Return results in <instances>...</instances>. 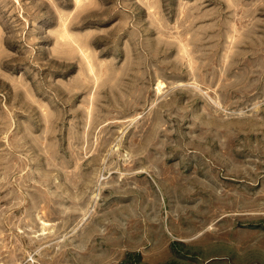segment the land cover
I'll return each mask as SVG.
<instances>
[{"label":"rangeland","instance_id":"obj_1","mask_svg":"<svg viewBox=\"0 0 264 264\" xmlns=\"http://www.w3.org/2000/svg\"><path fill=\"white\" fill-rule=\"evenodd\" d=\"M0 264H264V0H0Z\"/></svg>","mask_w":264,"mask_h":264},{"label":"bare ground","instance_id":"obj_2","mask_svg":"<svg viewBox=\"0 0 264 264\" xmlns=\"http://www.w3.org/2000/svg\"><path fill=\"white\" fill-rule=\"evenodd\" d=\"M2 52H3V50H2ZM160 86H161V83H159V84L157 85V88H156L157 93L160 91ZM28 93H29V92H28Z\"/></svg>","mask_w":264,"mask_h":264}]
</instances>
